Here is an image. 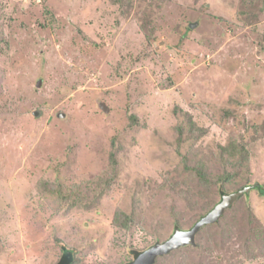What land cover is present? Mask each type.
Listing matches in <instances>:
<instances>
[{
	"label": "rangeland",
	"instance_id": "1",
	"mask_svg": "<svg viewBox=\"0 0 264 264\" xmlns=\"http://www.w3.org/2000/svg\"><path fill=\"white\" fill-rule=\"evenodd\" d=\"M231 141L225 188L264 185V0H0V264H55L58 238L75 264H124L190 229ZM245 206L157 264H264L262 233L243 256Z\"/></svg>",
	"mask_w": 264,
	"mask_h": 264
},
{
	"label": "trees",
	"instance_id": "2",
	"mask_svg": "<svg viewBox=\"0 0 264 264\" xmlns=\"http://www.w3.org/2000/svg\"><path fill=\"white\" fill-rule=\"evenodd\" d=\"M191 129L193 130L194 126H192ZM245 153H246L245 146H243L242 144H238L236 141H231V142L227 143V145H220L219 155H220L221 159H224L226 161V163H227L226 169L227 170L222 175H219L218 178H216V180H214V182L216 183V185L218 187L219 198H221L219 203L226 196L230 195L232 192L238 191L244 187H250L249 191L244 192L235 201V203H237L238 200L246 201L245 209L242 212V219L240 220V224H241L240 229L243 230V234H245L244 245L246 247H245V251L243 253V256L247 257V259H249V258H255L258 255L256 252V248L258 247V244H259L258 243V238H259L258 235L260 233L264 234V225L260 224L258 216L254 213L253 208L247 202V197L249 196L250 191L253 189L257 190L260 195L264 196V185L260 182H257V181L253 182V183L248 181L244 185L236 188L235 191L225 188V182L227 180L231 181L232 177L236 176V172H238L239 168L243 164H245V160H246ZM115 159L116 158H113L112 160L115 161ZM115 175H116V170L113 169L112 175L108 177L106 184L98 191V193H97L98 198H100L104 193H106L108 191V188L111 185V183L113 182V178L115 177ZM198 175L203 180H205L207 178V177H205L206 173L204 171H202V169H200L198 171ZM66 198H70V195H68ZM80 203L83 204L84 201L81 199ZM85 204H87V203H85ZM214 204H213V206H211L210 209H208L206 211H202L197 216V219L200 220L201 218L205 217L210 211H212L217 205V204H215V205ZM114 218H115V221L118 222V224L125 225V226L128 223H130V221H132V219H133V217L130 214H127L123 211H117ZM197 221H195V223L191 224L190 228H192L196 224ZM205 227L206 226L204 225L198 230L199 236L206 229ZM184 228L185 227L183 224L176 222L174 225L173 231L171 232L168 239L173 237L174 234L177 233L178 231L186 229V228L185 229ZM263 238H264V236H263ZM57 242L60 244L61 254H60L58 260L55 262V264H75L77 261L76 251L74 249L70 248L65 242H62V240L59 238L57 239ZM160 242H162V241L157 239L155 243L157 244ZM263 244H264V241H263ZM182 247H184V246H182ZM142 252H143V250H140V249H132L131 250V260L127 261L124 264H129L130 262H132V260L137 258ZM176 252H177V250L173 249L172 251H170L166 254L158 256L156 258L154 264H157V260L159 258H161L163 256L168 257L169 254L176 253ZM242 261H243V259L240 258V262H242Z\"/></svg>",
	"mask_w": 264,
	"mask_h": 264
},
{
	"label": "water",
	"instance_id": "3",
	"mask_svg": "<svg viewBox=\"0 0 264 264\" xmlns=\"http://www.w3.org/2000/svg\"><path fill=\"white\" fill-rule=\"evenodd\" d=\"M38 84H41V80H39ZM101 106L103 107V109H105V111L107 110V107L104 105V103H101ZM249 190L250 187H244L238 191L232 192L230 195L226 196L220 203H218L210 213L196 222V224L192 228L188 230H180L175 233L174 236L170 239L147 248L129 264H154L158 256L166 254L173 249H177L181 246L195 243L196 233L202 226L218 220L222 216L226 208L231 206L235 202V200H237L244 192Z\"/></svg>",
	"mask_w": 264,
	"mask_h": 264
}]
</instances>
